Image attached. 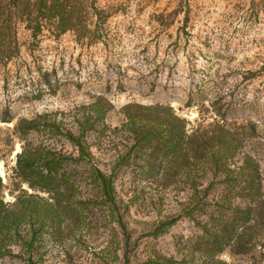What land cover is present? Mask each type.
Wrapping results in <instances>:
<instances>
[{
	"label": "rangeland",
	"instance_id": "obj_1",
	"mask_svg": "<svg viewBox=\"0 0 264 264\" xmlns=\"http://www.w3.org/2000/svg\"><path fill=\"white\" fill-rule=\"evenodd\" d=\"M249 2L97 0L109 15L106 45H82L72 33L41 35L31 43L28 33L18 30L19 52L0 64L1 200L12 204L26 194L47 200L15 174L22 146L44 147L47 131L53 130L58 141L51 147L76 158L65 136L79 135L87 106L99 104L103 117L84 139L100 170L115 164L124 228L104 223L97 212L88 215L85 192L77 190L68 197L78 219L58 214L60 223L38 221L33 238L21 232L20 240L0 242V264H144L150 257L162 264H202L207 261L201 249L217 245L221 252L215 259L221 263L264 264V223H252L262 233L252 247L234 252L233 233L242 228L234 227L225 238L217 232L219 212L212 207L200 218L183 216L189 192L158 191L157 175L141 167L146 155L135 152L131 134L122 129L125 109L135 106L168 108L187 129L223 122L238 141L236 166L245 162L256 171L264 197V7L244 20ZM22 120L41 125L23 136L25 141L15 131ZM63 166L83 177L84 166ZM222 181L216 177L209 200L220 193ZM233 203L240 210L248 206L243 198ZM227 215V225L239 217L232 210ZM164 217L172 224L154 238L153 226Z\"/></svg>",
	"mask_w": 264,
	"mask_h": 264
},
{
	"label": "trees",
	"instance_id": "obj_2",
	"mask_svg": "<svg viewBox=\"0 0 264 264\" xmlns=\"http://www.w3.org/2000/svg\"><path fill=\"white\" fill-rule=\"evenodd\" d=\"M262 7L264 0H250L248 8L244 10V20L255 18ZM108 16L107 9L97 6V0H0V64L19 52L17 33L20 28L28 33L31 43L41 35L57 38L72 33L82 45H106L109 38L105 27ZM87 110L82 124L84 130L77 136L72 131L65 136L76 158L51 147V143L58 141L53 130L44 132L47 142L44 147L32 150L26 144L22 146L17 156L16 176L35 192L46 193L49 198L46 200L36 194H26L12 204H4L0 198V242L13 236L20 240L23 237L21 232L29 233L33 238L38 234V221L43 220L47 224L50 220H56L60 223L58 214L71 221L72 214L75 215L72 207L76 205L70 202L68 196L77 190L85 192L82 205L86 207L88 215L97 212L104 223L110 225L116 222L120 229L124 228L120 223L119 200L116 199L115 164L108 172L100 170L90 151L91 144L84 139L87 132L93 130L102 119L104 112L99 104L89 105ZM124 117L126 122L122 129L131 134L135 152L146 155V163L141 167L153 173V176L157 175L155 183L160 188L158 191L189 192L183 204V216L191 218L196 215L200 218L207 214L210 207L218 211L220 229L217 232L223 233L225 238H231L234 227L242 228L241 233H233L236 236L232 241L234 252L252 247L262 237L261 231L256 230V225L264 223V197L256 183L257 173L248 170L245 162L242 166H236L233 149L238 141L233 140L230 128L225 123L216 122L207 127L198 124L187 129L184 120L159 105L127 107ZM39 126L36 120H22L15 131L23 137L37 132ZM101 135L98 134V138ZM22 139L26 140L24 137ZM67 162L84 166L81 179L74 171L65 170L63 164ZM220 175L224 178L222 189L209 200L216 185L215 179ZM203 183L208 184L204 186ZM1 189L0 179V192ZM236 198L246 199L248 206L242 210L233 207ZM230 210L237 211L239 217L235 216L227 225L225 217L229 216L227 212ZM167 220L164 217V220L155 223L151 233L154 238L172 224ZM209 220L212 221L213 217L210 216ZM194 242L197 243L196 240ZM201 250L207 261L202 264H225L215 259L221 252L218 245ZM154 259L150 257L144 264H162L161 259Z\"/></svg>",
	"mask_w": 264,
	"mask_h": 264
},
{
	"label": "bare ground",
	"instance_id": "obj_3",
	"mask_svg": "<svg viewBox=\"0 0 264 264\" xmlns=\"http://www.w3.org/2000/svg\"><path fill=\"white\" fill-rule=\"evenodd\" d=\"M1 175H3V173L1 172Z\"/></svg>",
	"mask_w": 264,
	"mask_h": 264
},
{
	"label": "water",
	"instance_id": "obj_4",
	"mask_svg": "<svg viewBox=\"0 0 264 264\" xmlns=\"http://www.w3.org/2000/svg\"><path fill=\"white\" fill-rule=\"evenodd\" d=\"M0 178H1V176H0Z\"/></svg>",
	"mask_w": 264,
	"mask_h": 264
}]
</instances>
